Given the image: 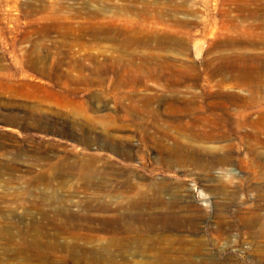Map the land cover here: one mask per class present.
I'll list each match as a JSON object with an SVG mask.
<instances>
[{
    "label": "rangeland",
    "instance_id": "374dc122",
    "mask_svg": "<svg viewBox=\"0 0 264 264\" xmlns=\"http://www.w3.org/2000/svg\"><path fill=\"white\" fill-rule=\"evenodd\" d=\"M0 264H264V0H0Z\"/></svg>",
    "mask_w": 264,
    "mask_h": 264
},
{
    "label": "bare ground",
    "instance_id": "6f19581e",
    "mask_svg": "<svg viewBox=\"0 0 264 264\" xmlns=\"http://www.w3.org/2000/svg\"><path fill=\"white\" fill-rule=\"evenodd\" d=\"M116 36V35H115ZM114 36V37H115ZM230 57V56H229ZM224 58H228V56H224ZM231 58V57H230ZM117 63V62H116ZM132 66V65H131ZM219 67V69H218V72L219 73H222V65L220 66H218ZM228 67H231L230 65H228ZM234 68V67H233ZM246 70V69H245ZM229 71L231 72V68L229 69ZM238 71V70H237ZM247 71V70H246ZM234 74V73H233ZM241 75V74H240ZM246 76V75H245ZM249 78V77H248ZM250 79V78H249ZM237 82V81H236ZM245 83V82H244ZM252 84V83H251ZM244 86V85H243ZM226 98L228 99V100H232L233 102H236V101H242L243 100V98L242 97H240V96H231V94H228L227 96H226ZM225 104V103H224ZM228 104V103H227ZM191 111V110H190ZM184 112V111H183ZM189 112V111H188ZM198 112V111H197ZM182 113V112H181ZM209 113V112H208ZM214 114V113H213ZM219 114V113H218ZM210 115H211V113H210ZM221 115V114H220ZM193 116V115H192ZM204 116H205V114H204ZM194 117V116H193ZM201 118V117H200ZM194 119V118H193ZM197 119V118H196ZM202 119V118H201ZM215 119V118H214ZM208 120V119H207ZM198 121V120H197ZM211 121V120H210ZM196 122V121H195ZM194 122V123H195ZM213 122V121H212ZM223 122V121H222ZM197 124V123H196ZM209 124V123H208ZM216 124V123H215ZM224 124H226V123H224ZM224 124H223V127H224ZM235 125V124H234ZM196 126V125H195ZM204 126V125H203ZM210 126V125H209ZM216 126V125H215ZM217 126L219 127V125L217 124ZM228 126V125H227ZM172 127V126H171ZM181 127V126H180ZM200 127H201V125H200ZM208 127V126H207ZM213 127V126H212ZM235 127V126H234ZM196 128V127H195ZM210 128V127H209ZM223 129V128H222ZM231 129V128H230ZM188 130V129H187ZM197 131V130H196ZM213 131V130H212ZM226 131V130H225ZM189 132H191V131H189ZM199 132V131H198ZM160 133H162V132H160ZM192 133V132H191ZM255 133V132H254ZM188 133H186L185 132V135H187ZM200 134V133H199ZM206 134V133H205ZM217 134V133H216ZM224 134V133H223ZM183 135H184V133H183ZM197 135V134H196ZM219 134H217V136H218ZM225 135H227V134H225ZM230 135V134H229ZM261 135V134H260ZM216 136V135H215ZM254 136V135H253ZM256 136V135H255ZM148 137V136H147ZM199 137V136H198ZM224 137V136H223ZM227 137V136H226ZM247 137V136H246ZM252 137V136H251ZM250 137V138H251ZM151 138V137H150ZM189 138V136H187V139ZM193 138V137H192ZM197 138V137H196ZM214 138V137H213ZM217 138V137H216ZM220 138V137H219ZM249 138V137H248ZM247 138V139H248ZM197 139H199V138H197ZM193 140V139H192ZM191 140V141H192ZM205 140V139H204ZM211 140V139H210ZM190 141V142H191ZM180 145V144H179ZM195 145H197V143L195 144ZM180 147H181V145H180ZM227 147V146H226ZM183 148V147H182ZM188 148V147H187ZM211 148V147H210ZM221 148V147H220ZM219 148V149H220ZM224 148V147H223ZM230 149V148H229ZM196 150V149H195ZM214 150V149H213ZM224 150H225V148H224ZM234 150V149H233ZM185 151V150H184ZM210 151V150H209ZM228 151V150H227ZM203 152V151H202ZM186 153V152H185ZM200 153V152H199ZM204 153V152H203ZM223 153H225V152H223ZM191 154V153H190ZM209 155V154H208ZM214 155V154H213ZM218 155V154H217ZM223 155V154H222ZM228 155H229V153H228ZM231 156V155H230ZM229 157V156H228ZM194 158V157H193ZM227 158V157H226ZM217 159V158H216ZM187 160V159H186ZM221 160L222 161H224L225 160V158H221ZM210 161V160H209ZM220 161V160H219ZM213 163V162H212ZM224 163V162H223ZM196 164V163H195ZM194 164V165H195ZM206 164H208V163H206ZM198 165H200V166H202V167H207V165H205V163L201 160H199V163H198ZM204 171V170H203ZM155 192H158V190H155ZM144 196V195H143ZM142 196V197H143ZM135 202H137L136 200H135Z\"/></svg>",
    "mask_w": 264,
    "mask_h": 264
}]
</instances>
